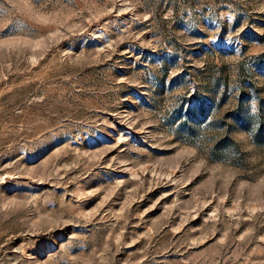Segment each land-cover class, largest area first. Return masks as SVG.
Returning a JSON list of instances; mask_svg holds the SVG:
<instances>
[{
	"label": "rangeland",
	"instance_id": "rangeland-1",
	"mask_svg": "<svg viewBox=\"0 0 264 264\" xmlns=\"http://www.w3.org/2000/svg\"><path fill=\"white\" fill-rule=\"evenodd\" d=\"M0 264H264V0H0Z\"/></svg>",
	"mask_w": 264,
	"mask_h": 264
}]
</instances>
